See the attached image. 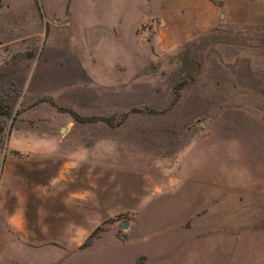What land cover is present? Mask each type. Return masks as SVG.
Segmentation results:
<instances>
[{
	"label": "rangeland",
	"instance_id": "obj_1",
	"mask_svg": "<svg viewBox=\"0 0 264 264\" xmlns=\"http://www.w3.org/2000/svg\"><path fill=\"white\" fill-rule=\"evenodd\" d=\"M0 105V264H264V0H0Z\"/></svg>",
	"mask_w": 264,
	"mask_h": 264
},
{
	"label": "crops",
	"instance_id": "obj_2",
	"mask_svg": "<svg viewBox=\"0 0 264 264\" xmlns=\"http://www.w3.org/2000/svg\"><path fill=\"white\" fill-rule=\"evenodd\" d=\"M0 174V210L6 217L5 230L28 244H40V154L31 151L6 154ZM54 158H56L54 156ZM8 159V160H7ZM16 172L17 174H14ZM37 173V177L35 176ZM22 184L12 195L10 182ZM8 183V184H7ZM17 200L12 207L13 200ZM38 203V204H36ZM1 230V228H0ZM30 256V250L27 251ZM35 253L32 254L34 256ZM11 264H19L12 260ZM28 264H35L28 262Z\"/></svg>",
	"mask_w": 264,
	"mask_h": 264
},
{
	"label": "water",
	"instance_id": "obj_3",
	"mask_svg": "<svg viewBox=\"0 0 264 264\" xmlns=\"http://www.w3.org/2000/svg\"><path fill=\"white\" fill-rule=\"evenodd\" d=\"M122 227H123V228H126V225L124 224Z\"/></svg>",
	"mask_w": 264,
	"mask_h": 264
},
{
	"label": "trees",
	"instance_id": "obj_4",
	"mask_svg": "<svg viewBox=\"0 0 264 264\" xmlns=\"http://www.w3.org/2000/svg\"><path fill=\"white\" fill-rule=\"evenodd\" d=\"M3 106L2 105H0V108H2Z\"/></svg>",
	"mask_w": 264,
	"mask_h": 264
}]
</instances>
